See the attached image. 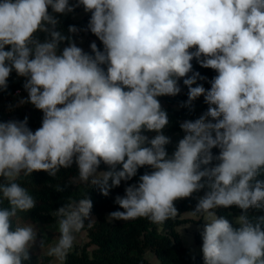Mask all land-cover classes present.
<instances>
[{"label":"clouds","instance_id":"clouds-1","mask_svg":"<svg viewBox=\"0 0 264 264\" xmlns=\"http://www.w3.org/2000/svg\"><path fill=\"white\" fill-rule=\"evenodd\" d=\"M79 7L103 50L79 47L76 26L58 30V15ZM193 60L216 72L210 88L198 83L207 78ZM13 71L24 78L21 103L43 115L35 131L27 117L0 121V264H25L38 238L21 219L36 207L21 176L54 178L73 164L69 183L105 197L150 169L115 197L123 211L109 221L160 225L177 217L176 201L203 190L191 210L203 218V264H264V214H249L264 213V0H0V91ZM181 80V106L202 96L208 108L180 123L184 136L170 154L159 98L180 94ZM232 207L241 210L234 219L216 211ZM92 209L85 194L51 213L58 237L45 255L53 264H65L77 234L96 224Z\"/></svg>","mask_w":264,"mask_h":264},{"label":"trees","instance_id":"trees-1","mask_svg":"<svg viewBox=\"0 0 264 264\" xmlns=\"http://www.w3.org/2000/svg\"><path fill=\"white\" fill-rule=\"evenodd\" d=\"M75 0H70L74 3ZM80 14L79 17H76ZM90 13H86L83 7L76 8L73 13L67 15H58L60 21L58 30L65 35L68 33L69 26H76L80 31L73 36L75 42L82 38L91 39L97 46L103 50L102 43L90 31H87V24L90 19ZM45 34H40V39H44ZM91 42V43H92ZM85 48V52L90 53V44ZM65 44L60 47L63 48ZM7 50V49H6ZM193 70L200 72L206 77V80H198V83L204 87L210 88L209 81L216 75L212 69H206L199 66L193 60ZM24 78L18 77L13 71L8 80L7 90L0 91V121L23 120L28 118V126L35 131L41 126L42 112L35 109L30 103H21L26 99L27 92L23 88ZM181 92L175 97H160L163 108L167 111L169 125L163 130L164 134L171 138L172 143L167 146L168 152L174 151L176 144L183 138L184 133L180 128V123L184 120H195L201 114L207 111L208 105L201 96L193 102L191 108L182 107V102L187 100V87L180 81ZM195 86V85H194ZM154 135V133H149ZM213 154H218V149H213ZM215 163V162H214ZM100 170H106L103 164ZM150 169L141 168L136 177L128 182H121L119 187L112 188L110 194L105 197L99 190L90 184L69 183L70 179L77 175L76 165L71 168L61 169L56 177L49 176L46 172H35L31 176H21L18 181L21 186L28 189L30 194L36 200V207L28 213H22L21 219L31 220L33 222L49 223L55 221L51 215L59 207L63 206L69 199H80L87 194L93 201L92 213L98 217L96 224L87 231L88 240L82 244L76 243L75 249L67 257L65 264H155L149 259L147 253L155 255L158 264H203L202 255L191 256L184 245L181 234L178 230L179 225L190 221L185 217L186 212H191L195 208L198 197L204 194V191L195 193L192 198L181 199L175 202L178 209V215L174 220H168L163 224L157 225L151 223L145 218L123 221H109V213L113 211H123L115 203L117 195L123 196L124 190L128 184L136 183L139 175ZM259 179L264 180V175ZM59 185L62 191H57ZM6 206V205H5ZM219 215H225L229 219H234L241 212L240 209L232 207L229 209H217ZM250 215L264 214L257 210H250ZM198 222H203L199 220ZM42 235L38 232V236ZM56 233L49 232L46 236L47 241L55 237ZM197 242H202L199 230L196 232ZM31 259L25 264H53V257L38 254L30 250Z\"/></svg>","mask_w":264,"mask_h":264},{"label":"rangeland","instance_id":"rangeland-1","mask_svg":"<svg viewBox=\"0 0 264 264\" xmlns=\"http://www.w3.org/2000/svg\"><path fill=\"white\" fill-rule=\"evenodd\" d=\"M79 16H80V14L76 15V17H79ZM91 42H92L91 39L82 38L78 42V46L82 47L84 49ZM92 216L95 218V220L98 217L94 213H92ZM184 216L190 218L191 220L179 225V227H178V230L181 234L182 241H183L184 245L186 246V248L188 249L191 256L194 257L197 255H202L201 251H200L202 242H197L195 235H196V232L201 227V223L198 221L199 220L202 221L203 218L202 217H193L191 215V212H186L184 214ZM55 223H56V221L49 222V223L35 222V226H36L38 232L42 234V235L38 236V238H42L45 242V249H43V252H45L47 250V245L54 243L56 238L58 237V233L56 231ZM85 223L87 224V221H85ZM49 232L56 233V235L53 239H51L50 241H47L46 236L48 235ZM88 239L89 238L87 236V231L85 228L81 231V233L77 234V243H79V244L86 242ZM147 255H148L149 259L152 260L153 263H155V264L159 263L158 258L155 255H153V253L148 252Z\"/></svg>","mask_w":264,"mask_h":264},{"label":"crops","instance_id":"crops-1","mask_svg":"<svg viewBox=\"0 0 264 264\" xmlns=\"http://www.w3.org/2000/svg\"><path fill=\"white\" fill-rule=\"evenodd\" d=\"M22 221H24V222H31V223H33L34 225H35V222H33V221H30V220H23L22 219ZM51 228V227H50ZM41 239L42 238H37V241H36V245L31 249L32 251H35V252H37L38 254H42V253H45V252H43V250L40 248V241H41ZM53 262H54V258H53Z\"/></svg>","mask_w":264,"mask_h":264}]
</instances>
